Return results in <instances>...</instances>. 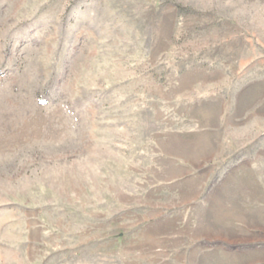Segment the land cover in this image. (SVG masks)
I'll list each match as a JSON object with an SVG mask.
<instances>
[{"label": "rangeland", "instance_id": "374dc122", "mask_svg": "<svg viewBox=\"0 0 264 264\" xmlns=\"http://www.w3.org/2000/svg\"><path fill=\"white\" fill-rule=\"evenodd\" d=\"M0 264H264V0H0Z\"/></svg>", "mask_w": 264, "mask_h": 264}]
</instances>
